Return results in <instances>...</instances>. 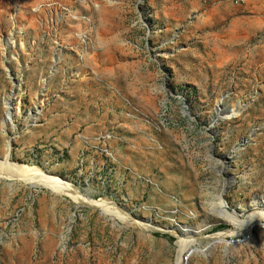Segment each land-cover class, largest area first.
<instances>
[{
    "label": "rangeland",
    "instance_id": "rangeland-1",
    "mask_svg": "<svg viewBox=\"0 0 264 264\" xmlns=\"http://www.w3.org/2000/svg\"><path fill=\"white\" fill-rule=\"evenodd\" d=\"M9 146L144 228L0 179V264H176L175 224L264 206V0H0ZM252 243L193 264H264Z\"/></svg>",
    "mask_w": 264,
    "mask_h": 264
},
{
    "label": "bare ground",
    "instance_id": "bare-ground-1",
    "mask_svg": "<svg viewBox=\"0 0 264 264\" xmlns=\"http://www.w3.org/2000/svg\"><path fill=\"white\" fill-rule=\"evenodd\" d=\"M9 103L10 102H8L7 104L9 111L6 114V122H4L6 126H9V124H11L9 128H13L15 125L12 121L11 107ZM255 132L256 130H252L251 134L254 135ZM8 149L9 151L6 154L5 159L0 162L1 180L9 182H19L24 185L31 186L33 188H50L53 193L57 195V197L67 196L72 199V201L78 206H83L84 208H92L95 211H101L102 215L106 216L107 218H112L113 220L118 219L121 222L131 221L133 224L140 226L139 228H144V226L135 223L133 220H131V218L125 216L123 213L114 211L112 207L113 205L96 202L90 197L89 194H80V192L71 183L58 177L57 175H53L50 173L48 174L43 169L38 167H27L25 165H21L15 162L13 159V152L12 149H10V146L8 147ZM259 207V209L257 208L258 210H253L254 212L252 213V215H249V217L245 219L246 222L242 228L236 229L238 230L236 234L241 233L243 230H246L249 225L261 219V217L264 215V206L262 207L259 205ZM215 215V220L228 222L232 225H235L236 221L241 219L240 217L242 214H239L238 212H230L229 204L226 201L222 200L217 211H215ZM172 229L176 233L178 231H180L181 233L179 234V238L177 236L179 252L176 264H193L194 260L197 257L206 260L208 259V257L211 256H208V253L212 254V252L219 248V246H223L226 249H234L236 247L240 248L250 245L251 242H254L252 244H255L258 240L263 241L264 239V226L254 227L252 230L248 231L247 234L241 239H233L229 242L226 239V237L229 236L228 233H220L214 237L205 239L206 237H203V234L206 230L208 231L209 229H211L205 226H200L199 229H195L194 231H196V233H191L192 231L189 232L186 227L179 225L177 226V224H175L174 228ZM189 235L192 238L190 237L188 239L187 237ZM196 238L197 240L195 241ZM198 241L204 242L205 244L201 246L197 245L196 247H194V244Z\"/></svg>",
    "mask_w": 264,
    "mask_h": 264
},
{
    "label": "built area",
    "instance_id": "built-area-1",
    "mask_svg": "<svg viewBox=\"0 0 264 264\" xmlns=\"http://www.w3.org/2000/svg\"><path fill=\"white\" fill-rule=\"evenodd\" d=\"M257 226H264V215L261 217V219H259L255 223L249 225L247 227V229L243 230L241 233H238L236 235L228 234L229 236H227L226 239L228 240V242L233 240V239H241L243 236H245L247 234L248 231L252 230L254 227H257ZM236 229L237 228L232 225V229L230 231H228L227 233H231V231L236 230ZM207 238L208 237H206L205 239H207Z\"/></svg>",
    "mask_w": 264,
    "mask_h": 264
},
{
    "label": "clouds",
    "instance_id": "clouds-1",
    "mask_svg": "<svg viewBox=\"0 0 264 264\" xmlns=\"http://www.w3.org/2000/svg\"><path fill=\"white\" fill-rule=\"evenodd\" d=\"M245 220H243V219H239V220H237L236 221V223H235V225H234V227H236V228H242L243 226H244V224H245Z\"/></svg>",
    "mask_w": 264,
    "mask_h": 264
}]
</instances>
